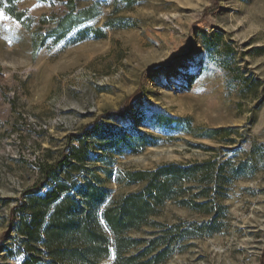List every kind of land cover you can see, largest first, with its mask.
Listing matches in <instances>:
<instances>
[{
	"label": "rangeland",
	"instance_id": "374dc122",
	"mask_svg": "<svg viewBox=\"0 0 264 264\" xmlns=\"http://www.w3.org/2000/svg\"><path fill=\"white\" fill-rule=\"evenodd\" d=\"M79 140V182L170 196L130 264H264V0H0V264L16 200Z\"/></svg>",
	"mask_w": 264,
	"mask_h": 264
},
{
	"label": "trees",
	"instance_id": "16d2710c",
	"mask_svg": "<svg viewBox=\"0 0 264 264\" xmlns=\"http://www.w3.org/2000/svg\"><path fill=\"white\" fill-rule=\"evenodd\" d=\"M78 143L54 164L44 165L41 181L23 191L10 210L8 226L15 235L5 234L4 238L15 240L18 250L15 255L6 250V255L15 256L17 264H100L112 255L114 263L130 264L155 248L157 238L139 254L125 256L143 242L127 233L145 224L155 214V206L170 199L163 191L164 182L149 183L146 194H127L115 200L108 190L94 183L97 177L79 182L73 176L72 172L87 171L88 151L83 142ZM58 171L62 175L59 178ZM169 171L170 167L137 172L129 175V181L165 176ZM165 252L163 249L141 264H160Z\"/></svg>",
	"mask_w": 264,
	"mask_h": 264
},
{
	"label": "snow or ice",
	"instance_id": "6c2138e0",
	"mask_svg": "<svg viewBox=\"0 0 264 264\" xmlns=\"http://www.w3.org/2000/svg\"><path fill=\"white\" fill-rule=\"evenodd\" d=\"M193 68H198V66H196V65H191V66H189L188 71H192ZM197 74H198V72H197Z\"/></svg>",
	"mask_w": 264,
	"mask_h": 264
}]
</instances>
